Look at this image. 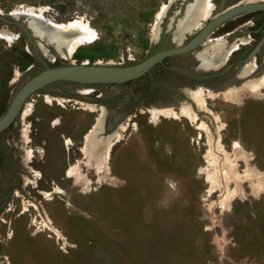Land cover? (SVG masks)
<instances>
[{"label": "rangeland", "instance_id": "rangeland-1", "mask_svg": "<svg viewBox=\"0 0 264 264\" xmlns=\"http://www.w3.org/2000/svg\"><path fill=\"white\" fill-rule=\"evenodd\" d=\"M192 1L0 0V17L9 21L0 20V30L11 37L0 38V117L16 91L47 68L133 65L160 50L183 45L213 16L246 2L211 0L210 17L180 41L174 40L176 24ZM17 9L42 10L44 19L57 24L88 21L97 39L66 57L32 36L25 16H7ZM259 17V12L234 17L196 50L168 57L129 81L110 85L59 81L37 92L62 99L63 106L44 105L37 94L27 99L23 108L27 105L33 112L34 107L32 115L21 118L23 125L15 119L0 133L1 162L3 166L11 162L15 145H22L28 162L32 151L29 158L27 151L33 144L28 143L27 133L37 129L31 138L39 155L44 149L46 157L45 164L34 169L39 175L34 173L31 180L33 185L37 180L43 197L30 186L26 190L31 196L9 197L8 188L5 197L4 189L11 182L0 178V264H264V186L252 192L250 180L244 177L247 167L264 174V87L252 95L239 87L237 76L249 62L255 64L256 73L264 70V37L258 41L253 25ZM50 30L59 31L51 37L56 45L57 37L73 34ZM219 40L226 50L234 45L236 49L223 66L205 71L196 55ZM228 88L239 92L237 101L223 95ZM83 90L91 93L82 96ZM197 90L204 109L190 98ZM32 99L38 101L35 106ZM70 104L81 108L89 104L95 112L74 110ZM180 105L195 111L208 135L179 115ZM167 106L179 119L151 118L148 110ZM101 110L107 113L105 130L97 134L117 133L110 139L108 157L101 153L91 159L81 153L77 162L70 160L66 166L57 135L81 142L75 145L81 149ZM58 116L60 126L59 120L53 121ZM42 139L48 142L45 147L39 145ZM218 140L223 151L212 147ZM234 144L248 154L247 163L231 156ZM210 145L215 156L207 160ZM226 153L229 157L221 158ZM224 159L229 167L222 164ZM71 166L75 169L68 175ZM224 167L235 170L238 188L230 177L225 179ZM207 173L220 174L212 193ZM233 187L239 190L224 209L225 191ZM54 189L60 193L44 196ZM24 205L33 207L23 212Z\"/></svg>", "mask_w": 264, "mask_h": 264}, {"label": "bare ground", "instance_id": "bare-ground-1", "mask_svg": "<svg viewBox=\"0 0 264 264\" xmlns=\"http://www.w3.org/2000/svg\"><path fill=\"white\" fill-rule=\"evenodd\" d=\"M245 1L249 2V3L250 2H256V0H245ZM164 7L165 6L163 5L161 10H163ZM211 11H212L211 0H193L190 4L187 5L183 18H181L178 21V23L176 24L174 40L180 41L185 34L194 32L197 28L200 27L201 23H203L205 20H207L210 17ZM9 15H11V16L22 15L25 17H34V18L40 20L41 16L43 15V11L42 10H32V9H17V10L11 11L9 13ZM160 15H161V12L157 13L156 18L157 17L160 18ZM46 19H44L43 21L46 22V25L49 26L50 29H58V30H61L63 32L71 31L73 33L72 35H68L66 37H57V39L59 38L58 39L59 43L57 44L58 49H59L58 52H63L66 55V57H69V58L72 57L74 55L75 49L77 47L90 44L97 39V37H96L97 33L94 29L91 28L88 21H85L82 19H75V20L69 21L66 24H57L53 21L46 20ZM32 28H34V31L36 33H38V35H40L41 37L47 38L48 40L53 42V40L51 39L53 34H50L49 32H46L45 30L40 29L37 25H33ZM0 38H5L7 40L11 39V37L7 33L3 32L2 30H0ZM40 49H41V47H40ZM235 49L236 48L234 45V47L226 50L224 47V43L222 41H220V40L216 41L215 43L208 45L205 49H203L199 53H197L196 59H197L198 65L200 68H202L205 71L215 70L218 67L223 66L225 61L228 60V57L230 56L231 52H233ZM255 68H256L255 64L253 62H249L244 67H242L240 69V71L238 73L239 75H237L241 79V83H240L239 87L240 88L243 87L244 90L248 91L252 95H258L259 89L264 87V70H262L259 73H256ZM90 93H91V90H83L81 92V94L83 96L89 95ZM238 93L239 92L236 90V88H228L227 92H225L223 95H225V97L228 99L237 101L238 98H240ZM208 94L210 95V92H208ZM189 95H190L191 100L196 105H198L200 108L204 109V99H203V96L201 94V90H197L196 92L190 93ZM53 102H57L58 105L63 106L64 101L62 99L55 100V99H52L48 96H45V103L46 104L53 105ZM24 105H23V107H24ZM82 106H83L82 108L84 110H87L89 112H95L94 106H91L89 104H83ZM23 107L20 111V115H21L22 120H23V118L28 117L32 112L30 110L31 108L30 109L27 108V105L25 106V108H23ZM178 107L180 108L179 115L181 117L187 118L189 121L195 123L197 130L204 131L206 134L208 133L205 123L201 122L198 124V121H197L198 117L195 114V111H193L191 108H189L188 105L183 106V107H181V105H180ZM148 112L151 114L152 119L157 118V116L165 117V118H172V119H179V116L174 112V108L172 106L156 107V108H152V109L148 110ZM106 117H107V113L105 112V110H101V113H100L99 117L97 118L96 124L94 125L93 129H91L90 132L85 137L84 146L81 148V153L85 156H88L91 159H94L97 156L99 157V155H101V153H102V155L105 156L104 158H107L108 152H109V149L111 146L110 139L113 136H115V138L117 137V133L114 135L110 134V135H106V136H102V135L99 136L97 134V132L99 133V132H102L105 130L104 122L106 120ZM216 120H218V119L216 118ZM210 142L211 141H209V143ZM65 144L67 147H69L72 144V142L70 139L66 138ZM211 146L212 145H210L208 153L205 155V158L207 160H210L212 158V155H213V154H211V150H212ZM212 147H213V149H215V148H218V150L222 149V146L220 145L219 140L216 142V145L212 146ZM221 151H223V150H221ZM221 153L223 156V152H221ZM246 154L247 153L244 152L243 149L238 144H234L233 149H232V154H231L232 157H235L236 160H242L243 159L247 163L246 156L248 154L247 155ZM30 156H31V150H28L27 151V158H29ZM213 156H215V155H213ZM227 156L228 155L226 153V157H221V158L227 159ZM228 159H230V158H228ZM230 160H232V159H230ZM217 162L218 161H216V164H217ZM220 163H221V161L218 164H220ZM222 164H224V165L226 164V165H228V167L230 166L229 161L225 160V159H224V162ZM220 166H221V164L219 165V168H220ZM247 166H248V164H247ZM215 167H217V166L215 165ZM231 167L233 168V166H231ZM99 168H101V167H99ZM74 169H75V166H71L69 171H68V175H72ZM221 169L225 170V167L221 168ZM233 169L228 170L226 167V170L224 172L225 175H224V173H222V174L225 176L226 180H227V177H230V179L234 183H236V186H237L239 183V176L236 174L235 170H233ZM215 174H217V173H213V174L207 173V182L210 186L209 192H211V193L214 190V188L216 187V184L218 183V178L220 177V174H218L219 176H216ZM35 175L38 176L39 174L35 172ZM244 177L246 179L250 180L252 192H256V191L262 189V187L264 186V174L253 170L251 167L246 168V170L244 171ZM223 179H224V177H223ZM225 179H224V182L226 181ZM223 184H225V183H223ZM237 188H238V186H237ZM237 188L236 189L234 188L233 190L228 189L229 191L225 189L226 190L225 192H227V193H225V194L223 193L224 198L221 202L222 208L228 209L229 201L233 197L236 196L237 190H239ZM53 193H60V191L58 189H54L50 193L44 192V196L50 197L51 194H53ZM29 206H32V205H26L23 209V212H26L28 210ZM45 223H47V222H45ZM47 225H49V224H47ZM48 228L51 230L50 227H48Z\"/></svg>", "mask_w": 264, "mask_h": 264}, {"label": "water", "instance_id": "water-1", "mask_svg": "<svg viewBox=\"0 0 264 264\" xmlns=\"http://www.w3.org/2000/svg\"><path fill=\"white\" fill-rule=\"evenodd\" d=\"M256 11H264V2H245L233 5L208 20L203 27H201V29L183 45L160 50L133 65L124 67L71 65L66 67L47 68L38 75L29 79L16 91L6 111L0 117V133L4 132L11 126L27 99H29L37 91L52 83L59 81H72L82 84L110 85L129 81L148 72L151 68L160 64L168 57L184 55L196 50L207 40L208 36L216 28L228 20L245 13ZM7 16L11 17L9 14ZM0 20L7 23L9 22L3 17H0ZM43 20V15L40 20L34 17H26V27L30 30L32 36L46 44H51L54 49L58 51V46L55 43L51 42L47 38L41 37L34 31V28H32L33 25H37L40 29L49 32L50 34L59 35L57 31H52L46 27ZM37 45L39 48L41 44L38 42ZM254 52H256V49Z\"/></svg>", "mask_w": 264, "mask_h": 264}, {"label": "flooded vegetation", "instance_id": "flooded-vegetation-1", "mask_svg": "<svg viewBox=\"0 0 264 264\" xmlns=\"http://www.w3.org/2000/svg\"><path fill=\"white\" fill-rule=\"evenodd\" d=\"M256 2L257 3H261V2H264V0H256ZM256 12L260 13V17H259L258 21H256V24H253V25L255 26V30L257 31V33L255 35H257V36L259 35V37H258V41H259L261 38L264 37V11H256ZM250 13H252V12H250ZM85 85H88V84H85ZM43 89H41V90H43ZM41 90H39V91H41ZM39 91H37V92H39ZM37 92L34 93V94H37ZM76 94H79V93L76 92ZM37 95L40 96V98H41L40 101L44 105H46L45 102H44L45 96L44 95H39V94H37ZM32 102H33V104H32L33 106H35L38 103V101L34 100V99H32ZM54 105L58 106L56 103ZM68 106L71 107L74 110H83L81 107H75L72 104H70ZM58 107H60V106H58ZM60 108L68 110L66 108V106L60 107ZM33 112H34V107H33ZM18 118H19V121H18L19 124L23 125L21 123L20 112H19V114L17 115V117L15 119H18ZM60 118H61L60 116H58L56 118H53V121L55 119L59 120V125L58 126H60V124H61ZM34 120L39 121V119H37V118H35ZM95 120H96V118L94 117L93 121H95ZM48 124H49V127L51 129H54V127L50 126V121H49ZM92 126L94 127V125H92ZM23 130L24 129H22V127L17 130V132L20 133V135L18 134L19 139L17 140L19 143H21V141H22L21 137H23V134H22ZM37 131H38L37 129H33V130H29V132L27 133L28 143L29 144H33V145L30 146V147H32L30 149L32 151V157H31V159L28 162L24 161V159H25V150L23 149L22 145H20V146L19 145H15V151H12L11 154H10V157H9L11 162L6 163L4 166H3L2 162H1L2 155L0 154V178L4 177L5 180L7 181V184H9V182H11V187H6L4 189L5 197H6V194L8 192V188H9V192H10L9 197H25V195H27V194L29 196H31L30 191L26 190V186H30L29 187L30 190H33V192L35 194H37L38 196L43 197L41 195V191L38 190L39 186L37 184V180H35V184L34 185L32 184V180H31V178L34 177V173H35L34 169H36V168L38 169V167H40V165L45 164L44 159L46 157V151L43 148H42L43 149L42 155H39V150H38L39 148L36 146V144L34 143L33 139L31 138V137H34L35 135H37V133H36ZM88 131L90 132V130H88ZM57 137H58V139H59V141L61 143V146L63 148L62 159H63L64 164L67 166V164H68V162L70 160L73 161V162H77L78 161L77 158L80 157V155H81V149L79 147L75 146V145H77V144H79L81 142L72 143L69 147H67L66 144H65V139H66L65 136L63 134H58ZM83 137H84V135L81 136L82 139H83ZM71 142H72V140H71ZM47 143L48 142L45 139H42V140L39 141V145L43 146V147H45L47 145ZM41 179H42V175H41V178L38 179V180H41ZM49 189H52V187L50 186Z\"/></svg>", "mask_w": 264, "mask_h": 264}]
</instances>
